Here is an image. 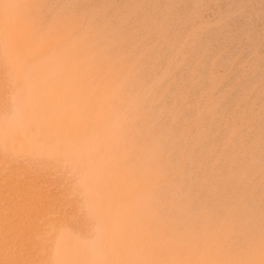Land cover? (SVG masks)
I'll list each match as a JSON object with an SVG mask.
<instances>
[{
  "label": "bare ground",
  "instance_id": "bare-ground-1",
  "mask_svg": "<svg viewBox=\"0 0 264 264\" xmlns=\"http://www.w3.org/2000/svg\"><path fill=\"white\" fill-rule=\"evenodd\" d=\"M30 1L0 0V264L158 257L143 247L182 241L203 205L182 197L169 160L178 137L150 134L145 88L110 82L112 68L92 71L89 51L36 29Z\"/></svg>",
  "mask_w": 264,
  "mask_h": 264
},
{
  "label": "rangeland",
  "instance_id": "rangeland-1",
  "mask_svg": "<svg viewBox=\"0 0 264 264\" xmlns=\"http://www.w3.org/2000/svg\"><path fill=\"white\" fill-rule=\"evenodd\" d=\"M30 3L34 27L89 51L92 71L112 68L110 82L145 88L150 134L169 128L182 147L169 160L182 197L202 201L197 227L130 264H264V0ZM152 109L162 110L154 124Z\"/></svg>",
  "mask_w": 264,
  "mask_h": 264
}]
</instances>
